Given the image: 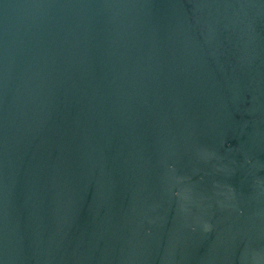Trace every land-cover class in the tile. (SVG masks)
<instances>
[{
    "label": "water",
    "instance_id": "1",
    "mask_svg": "<svg viewBox=\"0 0 264 264\" xmlns=\"http://www.w3.org/2000/svg\"><path fill=\"white\" fill-rule=\"evenodd\" d=\"M0 264H264V0H0Z\"/></svg>",
    "mask_w": 264,
    "mask_h": 264
}]
</instances>
